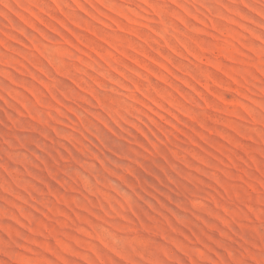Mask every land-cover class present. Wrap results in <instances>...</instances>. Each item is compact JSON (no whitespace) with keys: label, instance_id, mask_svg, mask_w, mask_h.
<instances>
[{"label":"rangeland","instance_id":"obj_1","mask_svg":"<svg viewBox=\"0 0 264 264\" xmlns=\"http://www.w3.org/2000/svg\"><path fill=\"white\" fill-rule=\"evenodd\" d=\"M0 264H264V0H0Z\"/></svg>","mask_w":264,"mask_h":264}]
</instances>
